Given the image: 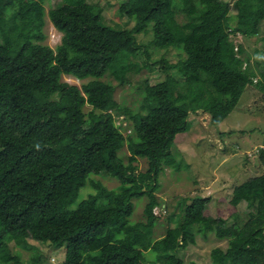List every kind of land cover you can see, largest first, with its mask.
<instances>
[{
  "label": "trees",
  "instance_id": "1",
  "mask_svg": "<svg viewBox=\"0 0 264 264\" xmlns=\"http://www.w3.org/2000/svg\"><path fill=\"white\" fill-rule=\"evenodd\" d=\"M46 1L0 0V264H22L14 247L30 249L28 237L64 243L58 264H185L175 250L194 240L193 229L227 239L226 248L211 249L209 264H264V171L232 188L233 210L240 200L257 202L241 225L207 215L210 195L194 194L179 197L176 225L157 236L153 210L161 205L160 173L178 168L171 146L189 113L201 109L217 125L247 85L264 88V69L230 39L257 35L264 0H234L232 14L225 0H124L118 12L133 20L130 28L107 24L103 9L86 0L48 10ZM46 17L61 32L54 47L44 43ZM140 32L152 33L149 43L137 42ZM150 44L184 56L174 63L152 59ZM157 64L165 78L143 82L139 110L114 98L105 76L124 83L132 70ZM120 115L130 133L115 122ZM124 146L127 161L119 154ZM139 157L147 161L144 170ZM257 160L264 169V147ZM102 171L117 184L95 179ZM86 185L93 190L83 197ZM143 196L142 216L132 220L134 199ZM39 255L33 252L30 262L39 263Z\"/></svg>",
  "mask_w": 264,
  "mask_h": 264
},
{
  "label": "rangeland",
  "instance_id": "2",
  "mask_svg": "<svg viewBox=\"0 0 264 264\" xmlns=\"http://www.w3.org/2000/svg\"><path fill=\"white\" fill-rule=\"evenodd\" d=\"M65 1L47 0L44 4L45 9L57 7ZM86 1L99 5L103 9L104 21L107 24L118 25L120 28L132 27L133 20H128L125 15L118 12V7L124 0ZM225 1H228L231 6L230 13H235L234 0ZM178 20L182 21L183 19L179 16ZM258 29L256 36L248 38L239 36L240 38H236L231 35L230 37L235 42L240 41L252 66L258 62V68L264 69V20H260ZM43 31L46 35L44 43L54 47L60 41L61 32L53 26L48 17L45 18ZM151 39V32H140L136 35V40L139 43L147 44ZM149 49L152 59L163 56L170 63H174L184 56L175 47L163 49L155 48L150 44ZM141 57L139 56V58ZM167 71L179 81L182 80V76L176 69H168ZM165 74L166 72L160 64H157L150 69L142 67L140 70H132L128 75L129 79L124 83L117 82L110 74L104 78L114 84V98L118 102L129 106L131 110H139L142 102L140 86L145 81L153 84L164 80ZM62 79L77 85L81 83L80 79L70 74H62ZM180 90L185 91L186 86H180ZM204 117H207V113L205 114L201 109L190 112L186 130L176 133L174 137L171 150L178 163V168L165 166L158 178L161 187L157 190V196L161 205L153 208L154 213L159 214L155 225L157 236L164 234L167 226L176 225L179 216V197L183 196L210 195V200L205 203V212L214 218L219 215L222 216L224 218L223 225H230L234 221L241 225L256 212V201L253 204H248L245 200H240L233 210L228 200L235 184L261 171V168L257 166L258 164H255L257 160V152L255 151L264 144V88L247 85L234 109L217 125L211 124L207 119L208 117ZM115 122L124 125L122 128L124 133H130L131 125H126L123 115L118 116ZM249 152L252 154L250 155ZM234 153H236L235 157L238 159V164L235 163L236 158L233 159ZM119 154L127 161L128 151L125 146L119 150ZM224 157L226 160H223ZM136 164L139 170H144L147 161L145 158L139 157ZM94 178L99 179L108 187L117 184L116 180L103 171L95 175ZM222 180L225 182L221 183ZM210 181L212 182L210 183ZM91 190L93 189L90 185L82 187L81 196H86ZM81 196L79 194V198H82ZM145 198L146 196L134 199L132 220L142 216ZM166 210H176L177 213L169 219ZM193 232L194 240L188 241L185 246L177 247L175 250V255L185 264H209L212 260L211 249L213 247L226 248L228 245L227 239L218 238L212 231L203 233L199 232L198 229L196 231L193 229ZM27 241L31 244L30 249L13 246L14 251L18 252L22 264H33L30 262V258L36 250L40 252L39 263L36 264H58L63 260L64 243L60 246H53L31 237H28ZM145 255L151 258L153 253L148 252ZM156 264L159 262L156 261Z\"/></svg>",
  "mask_w": 264,
  "mask_h": 264
},
{
  "label": "crops",
  "instance_id": "3",
  "mask_svg": "<svg viewBox=\"0 0 264 264\" xmlns=\"http://www.w3.org/2000/svg\"><path fill=\"white\" fill-rule=\"evenodd\" d=\"M205 114H206V112H205ZM208 117V118H207ZM207 117H204V118H207L208 120H209V114L207 113ZM218 137H220L221 138V136L220 135H218ZM216 139H219V138H216ZM264 145V144H263ZM235 155H236V153H234V157H233V159H235L236 158V162L235 163H237L238 164V159H237V157H235ZM223 160H226L225 159V157L223 158ZM249 160V159H248ZM256 163L255 164H258L257 166L258 167H260L261 168V171L258 173V174H261L263 171H264V169H263V167L259 164V162H258V160H256L255 161ZM258 174H256V175H258ZM255 176V175H254ZM248 178V177H247ZM246 179V178H245ZM212 181H210V183H211ZM225 182V180H222V182L221 183H224ZM235 183V182H234ZM236 185V184H235Z\"/></svg>",
  "mask_w": 264,
  "mask_h": 264
},
{
  "label": "built area",
  "instance_id": "4",
  "mask_svg": "<svg viewBox=\"0 0 264 264\" xmlns=\"http://www.w3.org/2000/svg\"><path fill=\"white\" fill-rule=\"evenodd\" d=\"M233 37H236V38H240L241 37V35L239 34V33H237V34H231ZM240 36V37H239ZM230 39H231V37H230ZM233 41V43H234V48H235V50H237L238 49V46H239V44H240V41H238V42H235V40H232ZM260 147H264V145H262V146H260ZM258 149H256V151H257ZM263 233H264V231H263Z\"/></svg>",
  "mask_w": 264,
  "mask_h": 264
},
{
  "label": "clouds",
  "instance_id": "5",
  "mask_svg": "<svg viewBox=\"0 0 264 264\" xmlns=\"http://www.w3.org/2000/svg\"><path fill=\"white\" fill-rule=\"evenodd\" d=\"M259 147H260V146H259ZM257 149H258V148H257ZM255 152H257V151H255ZM249 153H250V152H249ZM251 154H252V153H250V155H251ZM250 155H249V156H250ZM153 210H154V209H153Z\"/></svg>",
  "mask_w": 264,
  "mask_h": 264
}]
</instances>
